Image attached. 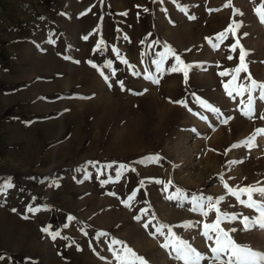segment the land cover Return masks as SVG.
Wrapping results in <instances>:
<instances>
[{
	"label": "rangeland",
	"instance_id": "1",
	"mask_svg": "<svg viewBox=\"0 0 264 264\" xmlns=\"http://www.w3.org/2000/svg\"><path fill=\"white\" fill-rule=\"evenodd\" d=\"M228 2L0 0V183L10 178L15 185L0 192V264H118L108 248L112 239L147 264H183L161 246L164 236L151 234L159 224L201 252V264H216L213 241L201 235L202 222L215 213L191 211L192 196H224L222 211L254 217L224 183L264 186V133L255 131L264 129V101L253 93L256 115H242L247 94L227 96L223 85L231 74L219 75L238 65L240 49L231 45L239 38L248 71L264 82V24L254 11L264 0ZM233 20L241 24L236 37L219 41ZM165 44L193 65L187 81L167 71L171 56L165 72L157 71L153 61ZM253 135L255 145L246 146ZM121 164L126 170L117 178ZM177 188L187 199H167ZM28 205L47 208L32 213ZM46 226L60 236L53 240L41 231ZM222 227L236 228V243L264 253V229L244 231L239 220ZM101 231L108 235L97 239Z\"/></svg>",
	"mask_w": 264,
	"mask_h": 264
},
{
	"label": "snow or ice",
	"instance_id": "2",
	"mask_svg": "<svg viewBox=\"0 0 264 264\" xmlns=\"http://www.w3.org/2000/svg\"><path fill=\"white\" fill-rule=\"evenodd\" d=\"M228 6H231V0H229L228 4L225 5V7ZM144 11H148V9L145 8ZM254 11L256 12L260 22L264 24V3H261L258 7H256ZM85 14L86 13H81V15ZM234 14L242 15V13H240L238 9H234ZM122 15H126V13H123ZM191 18L195 19V17ZM240 27L241 24L238 21L233 20L223 32L217 34L218 40L223 41L224 39H227L228 33H231L233 37H236L237 30ZM244 35L247 34L245 33ZM126 38L127 37H125V39ZM83 39L87 40L88 36H84ZM49 42L54 43V41L51 40ZM101 43H103V41H101ZM99 46L100 45H97V48H99ZM214 47H218V45H214ZM237 48L240 49L238 65L231 70L221 71L219 75L228 76L229 74H231V79L223 85L227 96L235 99L236 96L243 97L245 96V94H247L246 101L244 99H241L239 107L242 115L248 117L249 119H252L256 115L254 103L256 97L253 95V93L258 92L259 100L264 101V82H258L257 80H255L251 76V73L248 71L247 62L245 59L248 53L240 44L239 38H236L235 43L231 45L232 51H236ZM165 49V51L158 53V59L153 61V63L156 65L157 71L160 73L165 72V69L162 67V65L164 64L165 60L171 56L174 58L175 63L172 64V66L169 67L167 71L173 73L182 72L185 77V81H187L188 72L193 67V65L185 64L181 57L177 55L176 52L167 44H165ZM113 51H117L118 54V50L113 49ZM65 59H70V57H65ZM121 59H123V57H121ZM228 59H233V57L229 56ZM76 62L79 63V61ZM124 62L127 63V60H124ZM89 63L92 62L89 61ZM95 66L96 65L93 64V67ZM108 67H111L110 62H108ZM241 73H247V75L243 77V79L247 81V83L241 82ZM101 74L103 75V73ZM133 74L139 75V73ZM104 78L105 80L108 79V77L106 76ZM146 78L152 79L151 76H148ZM153 82L159 83V78H155ZM119 83L121 89L123 90V81H120ZM129 91L131 90L129 89ZM234 93L235 96L233 95ZM134 94L141 95L142 93ZM175 103L183 102L176 101ZM202 106L222 116L219 108H216L211 104H208L207 102H203ZM228 119H231V117L222 119L221 122L227 124ZM259 119L264 120V114H260ZM255 131L256 134L264 133V129H256ZM245 144L248 147L254 146L255 135L245 141ZM237 146L238 145H233V147ZM151 159L153 160V162H158L160 160V157L158 154H156L151 157ZM105 167H111V165H105ZM119 169L120 170L117 172V178H119L121 172L126 170V166L121 164L119 166ZM155 182L160 184L165 183L164 181L160 180H156ZM141 184H143V181H141ZM171 184L172 181L169 180L163 188V191L167 192V186ZM50 186L58 187L59 185L58 182L53 181ZM13 187H15V185L12 180L10 178H6L4 182L0 183V192H5ZM224 188L227 189L230 197L235 198L236 202H238L240 205L245 206L246 208L254 209L258 213V215L250 217L235 212L230 213L228 211H222L219 206L222 204V202H224V196L214 198L212 196L193 195L191 198V211L199 213L201 217H208L210 213H215V219L212 222H202L203 231L201 232V235L206 240L213 241L214 246L210 248V251L212 253L211 260L216 262V264H264V253L255 251L250 247L242 246L235 242L231 233H235L237 231L236 228L225 229L224 227H222V225L225 223H231L239 220V222L243 225L244 231H248L254 227H260L264 229V186L259 185V182H257V185L232 188L225 182ZM113 195L115 194L113 193ZM131 199H133V197H129V200ZM167 199L176 200L179 202L187 199V196L182 189L177 188L175 192L167 195ZM42 207L45 210L47 208L46 205ZM42 207H33L31 205H28L27 211L32 213L39 212L42 210ZM12 210L14 212L16 211V209ZM141 211L145 216L148 214L147 209H141ZM24 218L27 219L28 217L25 216ZM134 218L138 221L143 219V217L141 216H136ZM68 219L71 220L74 219V217L69 216ZM151 219H156V217L153 216ZM150 224L151 220H148L147 222L143 223V226L147 229L149 228ZM193 226L194 225L192 223H186L185 225H183V227L187 228H192ZM165 229H167V235H165ZM41 231L48 233L53 240L60 236L59 231L53 232L47 226L42 228ZM151 234L153 236H155L156 234L164 236V243H162L161 246L164 248L171 247L175 253V259L178 261H182L183 264H201V261H204L206 259V257L195 247H193L188 241L177 236L176 233L173 232L172 228L167 224H159L158 226H156L155 231ZM85 235H87V233H85ZM107 235V233L101 231L97 234L96 238L99 239ZM114 245H123V247L119 250H115L113 248ZM108 248L110 251L114 252L115 259L117 260L118 264H147V261L144 259V257L139 256L133 249L128 247L126 244H124V242L120 240L112 239L111 243L108 245ZM97 255L99 254L97 253ZM3 259L4 256H0V260ZM29 259L30 258H26V260ZM101 259H104V257H101ZM33 264H35V262H33Z\"/></svg>",
	"mask_w": 264,
	"mask_h": 264
},
{
	"label": "trees",
	"instance_id": "3",
	"mask_svg": "<svg viewBox=\"0 0 264 264\" xmlns=\"http://www.w3.org/2000/svg\"><path fill=\"white\" fill-rule=\"evenodd\" d=\"M158 40H160V38L158 36H155Z\"/></svg>",
	"mask_w": 264,
	"mask_h": 264
}]
</instances>
